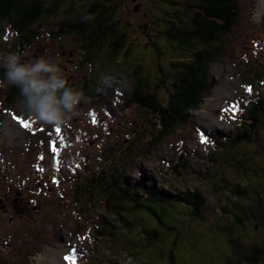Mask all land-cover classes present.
<instances>
[{
    "label": "rangeland",
    "instance_id": "374dc122",
    "mask_svg": "<svg viewBox=\"0 0 264 264\" xmlns=\"http://www.w3.org/2000/svg\"><path fill=\"white\" fill-rule=\"evenodd\" d=\"M168 1L66 0L24 48L9 25L1 28L0 53L54 59L85 98L79 114L56 127L25 118L16 103L2 105L0 264H171L172 255V264H247L245 257L264 246V0H238V22L215 46L220 57L209 69L211 92L185 125L155 145L159 117L128 107L126 71L137 69L167 106L178 46L168 39L175 11ZM95 3L115 36H123L113 60L107 43L97 62V53L89 58L85 39L69 31L75 23L69 19ZM176 7L184 14L182 1ZM200 49L195 43L192 52ZM242 135L250 142L233 151L221 145ZM121 174L152 178L160 189L197 190L206 200L202 220L186 211L179 217L172 207L167 228L142 213L123 220L106 214V190ZM235 186L246 199L230 192ZM230 225L238 241L232 247ZM153 229L162 235L156 244Z\"/></svg>",
    "mask_w": 264,
    "mask_h": 264
},
{
    "label": "trees",
    "instance_id": "16d2710c",
    "mask_svg": "<svg viewBox=\"0 0 264 264\" xmlns=\"http://www.w3.org/2000/svg\"><path fill=\"white\" fill-rule=\"evenodd\" d=\"M180 1H182V7L185 8L184 11L182 10L184 14L176 9ZM46 2L47 0H0V30L4 24L9 25L16 34L20 47L28 46L30 41L36 37V30L39 28L40 22L48 20L57 13L59 7L66 4V0H52L50 5H47ZM168 2L170 5H167L175 9L171 15L170 25L173 27L169 31L168 39L176 41L178 46L176 47V63L172 64V70H170L174 82L167 106L163 107L158 102L150 92V82L146 77H142L137 69H127L126 71L129 79L127 93L130 103L128 107L139 105L159 117L161 134L155 140V145L185 125L188 113L197 111L207 98L211 92L209 69L220 57V49L215 46L219 45L221 38L230 34L238 22V0H169ZM91 6L83 9L81 15L69 19L76 23L70 25L69 31L85 39L89 58L92 53H97L96 57L93 54L92 56H94V61L98 59L100 54L98 51L100 52L102 45L107 43L110 46L106 54L107 58L113 60L112 57L117 55L124 45L123 37L115 36L107 26L109 19H106L104 15L103 17L99 16V11L91 10ZM66 8L70 12L73 4L69 3ZM195 43H199L202 49L192 52ZM183 52H188V55L193 56V60L185 56ZM104 67L105 64L102 62L103 71H105ZM3 71V68L0 67V76ZM99 71L101 70L99 69ZM2 96L5 98L0 101L1 110L2 105L12 106L16 103L18 89L6 83H0V98ZM253 111L257 112V110ZM241 137L235 140H225V143L221 145L231 148L233 151L234 147L238 148L246 141L250 142L246 135ZM96 183L100 184L101 181ZM168 189L170 188L168 187ZM106 191L109 203L106 207V214L110 213L119 220H123V217L129 213L131 215L142 213L152 218L157 225L163 228H167L169 225L167 221L164 222V219H166L170 207L175 212L178 210L179 217L186 211L199 222L202 220L203 209L206 205V200L197 190L178 192L160 189L155 180L141 174L135 177L132 174L115 176L114 180L109 182ZM230 192L236 194L238 198H247V193L240 190L238 186H235ZM235 201L238 202V199L235 198ZM254 217L257 216L252 214V218ZM134 221L136 219L131 222L134 223ZM235 223L243 224L241 219ZM172 226H176L175 223ZM226 228V239L231 247L235 246L238 241L234 238L233 227L231 228L230 225V228ZM146 234L149 235V233ZM150 234L153 242L158 241L157 239L161 241L162 235L160 236L158 230L153 229ZM149 243L151 244V241ZM170 259L172 264L173 255ZM261 260H264V246L253 250L249 256L245 257L247 264H258Z\"/></svg>",
    "mask_w": 264,
    "mask_h": 264
},
{
    "label": "clouds",
    "instance_id": "9594fccd",
    "mask_svg": "<svg viewBox=\"0 0 264 264\" xmlns=\"http://www.w3.org/2000/svg\"><path fill=\"white\" fill-rule=\"evenodd\" d=\"M0 67L4 70L0 83L18 89L15 107L25 118L56 127L79 114L85 94L69 84L54 59L24 61L18 51L0 53Z\"/></svg>",
    "mask_w": 264,
    "mask_h": 264
},
{
    "label": "flooded vegetation",
    "instance_id": "af4514ba",
    "mask_svg": "<svg viewBox=\"0 0 264 264\" xmlns=\"http://www.w3.org/2000/svg\"><path fill=\"white\" fill-rule=\"evenodd\" d=\"M105 1H107V2H110V1H112V0H105ZM135 1V0H134ZM93 9H97L98 11H99V16H101V17H103V15L106 17V19H109L106 15H105V13L103 12V9H104V7L103 6H100V5H98V4H95V5H93V6H91V10H93ZM120 37H123V36H120ZM1 110V109H0ZM2 188V187H1ZM16 195L17 196H19L20 194L19 193H16ZM33 198V197H32Z\"/></svg>",
    "mask_w": 264,
    "mask_h": 264
},
{
    "label": "snow or ice",
    "instance_id": "6c2138e0",
    "mask_svg": "<svg viewBox=\"0 0 264 264\" xmlns=\"http://www.w3.org/2000/svg\"><path fill=\"white\" fill-rule=\"evenodd\" d=\"M248 91L251 92L252 89L249 88ZM14 118L18 119V121L21 123V125L23 127H26V128L30 127V124L29 123H26L22 118H18V117H14ZM57 131H59V129H57Z\"/></svg>",
    "mask_w": 264,
    "mask_h": 264
}]
</instances>
